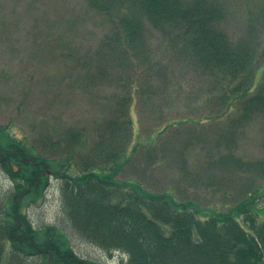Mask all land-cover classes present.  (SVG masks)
<instances>
[{
  "label": "trees",
  "instance_id": "obj_1",
  "mask_svg": "<svg viewBox=\"0 0 264 264\" xmlns=\"http://www.w3.org/2000/svg\"><path fill=\"white\" fill-rule=\"evenodd\" d=\"M87 2L115 22L112 34L100 43L94 56L101 65L86 64L92 65L87 82L112 80L123 96L111 103L113 117L101 119L90 136L71 129L56 141L46 133L28 144L16 139L8 127L0 126V169L13 183L0 191V264H99L73 249L69 229L99 247L107 260L121 255V264H264V220H258L257 203L264 199L261 189L239 209L233 206L229 212H208L192 200L180 201L171 192L153 191L139 178L116 177L128 164L125 155L133 138L128 134L135 125L137 96L149 100L148 73L155 65L148 67L146 52L153 50L148 25L169 37L173 43L170 52L176 49L185 59L186 54L191 55L194 69L220 78L221 90L214 88L209 93L211 98L224 100L221 104L227 102L224 113L240 104L238 117L218 135L219 146L238 124L261 119L264 127V82L244 99L252 91L250 77L257 47L252 44L246 49L227 33V11L220 0ZM182 39L185 45L178 46ZM104 50L118 56L121 71L117 70V77L103 69ZM84 135L90 150L77 155L74 148L82 144ZM81 160L88 164L76 173L74 164ZM257 163L261 165L256 183L263 186L264 160ZM244 165L250 168L253 164L245 161ZM45 169L59 179L64 226L35 227L25 213L28 204L37 203L49 186L51 175H46Z\"/></svg>",
  "mask_w": 264,
  "mask_h": 264
},
{
  "label": "rangeland",
  "instance_id": "obj_2",
  "mask_svg": "<svg viewBox=\"0 0 264 264\" xmlns=\"http://www.w3.org/2000/svg\"><path fill=\"white\" fill-rule=\"evenodd\" d=\"M220 1L227 11V33L244 48L254 44L258 50L250 77L253 87L246 99L264 82V0ZM114 28L113 19L91 8L87 0H0V126L30 144L46 133L56 141L71 129L90 136L101 119L112 118L111 103L120 100L123 91L112 80L88 84L92 65L86 64L101 65L94 56ZM146 30L153 49L146 52L148 67L155 65L148 73L149 100L137 96L135 125L128 134L133 138L125 155L128 164L116 177L139 178L145 187L171 192L180 201L192 200L204 211L239 209L253 193L264 191V185L256 183L260 175L257 167L264 160L263 121L238 124L232 136L225 132L226 139L219 137L223 142L219 146L218 135L238 117L240 104L224 113L227 102L221 104L224 100L211 98L209 93L214 88L221 90L220 78L194 69L191 55L186 54L185 59L176 49L170 52L173 43L169 37L150 25ZM185 43L182 39L178 46ZM111 53L104 50L101 62L103 69L117 77L121 66L117 54ZM90 147L84 135L74 151L83 156ZM81 161L74 164L76 173L88 164ZM245 161L253 165L248 168ZM0 170L3 191L13 183ZM36 202L25 210L33 226L66 224L56 174H51L44 196ZM257 203L261 222L264 199ZM24 205L25 201L19 212ZM67 233L82 257L99 264L122 263L117 252L107 260L99 247L71 229Z\"/></svg>",
  "mask_w": 264,
  "mask_h": 264
}]
</instances>
